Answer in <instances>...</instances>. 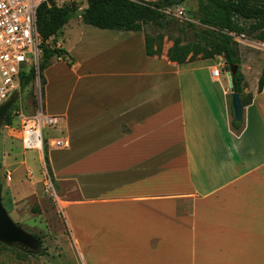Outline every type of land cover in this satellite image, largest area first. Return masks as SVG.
<instances>
[{
  "label": "crops",
  "instance_id": "0c3cea01",
  "mask_svg": "<svg viewBox=\"0 0 264 264\" xmlns=\"http://www.w3.org/2000/svg\"><path fill=\"white\" fill-rule=\"evenodd\" d=\"M52 40L63 54L43 71V101L62 120L48 140L67 143L40 158L73 240L117 247L119 264H264V43L239 47L243 93L253 97L237 132L215 59L170 61L167 42L148 56L143 30L82 16Z\"/></svg>",
  "mask_w": 264,
  "mask_h": 264
},
{
  "label": "rangeland",
  "instance_id": "374dc122",
  "mask_svg": "<svg viewBox=\"0 0 264 264\" xmlns=\"http://www.w3.org/2000/svg\"><path fill=\"white\" fill-rule=\"evenodd\" d=\"M64 5L83 8L81 7L82 1L65 0ZM180 7L186 17L191 20L166 18L162 26L153 24L144 26V33L157 39L153 48L156 45L162 48L166 42L173 44L176 38L181 44H192L198 40L197 34L203 26L193 14L197 12L199 2L188 0ZM166 23L170 25L166 26ZM187 23L194 26L188 28ZM245 39L252 40V35L246 33L235 37L237 53L240 52L239 47L245 45L243 41ZM48 44L53 45L51 40ZM218 57L221 56L214 57L216 67L222 72H228L225 66H219L221 60ZM254 73L255 70L249 73V85H252V80L254 81ZM41 85L42 77L39 76L22 89L12 105V113L21 109L25 114L31 115L34 108L33 100L41 94ZM19 129L20 122L15 115L10 124L3 121L0 126L1 200L14 222L27 232L40 237L46 254H33L18 247L0 243V264H119L117 247H88L86 241L85 247L83 243H76L73 240L71 230L67 229L70 227L66 220L65 210L60 208L61 203L44 191L42 171L46 166V161L41 160V154L38 151H24L21 148ZM53 132L54 128H44V139L47 140L54 135ZM67 188H71V185ZM56 192L58 194V190ZM71 196L76 197L75 191L72 190Z\"/></svg>",
  "mask_w": 264,
  "mask_h": 264
},
{
  "label": "trees",
  "instance_id": "16d2710c",
  "mask_svg": "<svg viewBox=\"0 0 264 264\" xmlns=\"http://www.w3.org/2000/svg\"><path fill=\"white\" fill-rule=\"evenodd\" d=\"M188 0H87L82 20L84 23L101 29L119 31H141L147 24L162 26L166 15L161 10L167 7L180 6ZM199 7L193 14L194 18L203 26L197 34V41L192 44H181L176 38L168 49L167 56L170 61L179 64L192 62L195 59H214L221 56L224 59L225 68L229 71L231 65L239 64L236 50L235 37L249 33L252 40L264 43V0H197ZM78 8L71 6H56L53 0L42 3L37 11V25L42 39L45 41L43 60L40 65L42 77L41 94L44 95L45 79L43 71L50 64L53 56H60L63 51L48 41L58 34L61 28L74 17ZM246 23V24H244ZM169 26V23L165 24ZM194 25L187 23L188 28ZM156 38L145 34V52L148 56L160 54V46L153 45ZM22 89L33 81V74L22 78ZM243 75L238 68L232 75L233 90L242 94L243 107L250 104L252 94L243 93ZM264 84V67L258 79L257 92H261ZM35 104V97L33 106ZM11 107L4 118V122L10 124L13 118ZM233 130L239 132L243 128V122L237 123L231 120ZM47 161V156L44 154ZM1 187V184H0ZM41 242L40 237L36 236ZM42 243V242H41ZM41 255H45L43 250Z\"/></svg>",
  "mask_w": 264,
  "mask_h": 264
},
{
  "label": "built area",
  "instance_id": "2783aa9c",
  "mask_svg": "<svg viewBox=\"0 0 264 264\" xmlns=\"http://www.w3.org/2000/svg\"><path fill=\"white\" fill-rule=\"evenodd\" d=\"M48 1L0 0V105L14 93L18 96L21 94L23 77L33 74V78L38 79L41 74L40 65L46 43L38 30L37 11L42 3ZM53 1L56 6H64L65 3V0ZM161 12L169 18L191 20L180 6L167 7ZM212 74L218 77L220 70L214 67ZM13 114L20 122L19 142L24 151L35 150L42 155L46 145L55 148L66 145L64 137L58 136L50 141L44 139V128H57L62 117L45 112L42 94L35 97L31 115L25 114L21 109ZM42 180L44 191L60 203L47 166L42 171Z\"/></svg>",
  "mask_w": 264,
  "mask_h": 264
},
{
  "label": "water",
  "instance_id": "95a60500",
  "mask_svg": "<svg viewBox=\"0 0 264 264\" xmlns=\"http://www.w3.org/2000/svg\"><path fill=\"white\" fill-rule=\"evenodd\" d=\"M84 8L75 10V16H82ZM238 70V64L231 65L227 72L229 82V99L232 109L233 121L240 123L243 118V103L242 94L233 90L232 75ZM18 95L14 93L5 103L0 105V126L4 121L5 116L12 107L13 103L17 100ZM0 243L7 246H15L23 251L40 254L43 251L42 243L37 237L12 220L8 212L4 208L1 200V187H0Z\"/></svg>",
  "mask_w": 264,
  "mask_h": 264
}]
</instances>
